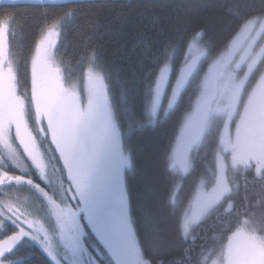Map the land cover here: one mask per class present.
I'll list each match as a JSON object with an SVG mask.
<instances>
[{"label": "snow or ice", "instance_id": "1", "mask_svg": "<svg viewBox=\"0 0 264 264\" xmlns=\"http://www.w3.org/2000/svg\"><path fill=\"white\" fill-rule=\"evenodd\" d=\"M29 28L42 31L34 50L14 42ZM53 75L87 97L71 135L101 175L116 158L115 194L72 186ZM0 77L31 138L5 114L0 189L14 187L0 194V264H264V0H0Z\"/></svg>", "mask_w": 264, "mask_h": 264}, {"label": "rangeland", "instance_id": "2", "mask_svg": "<svg viewBox=\"0 0 264 264\" xmlns=\"http://www.w3.org/2000/svg\"><path fill=\"white\" fill-rule=\"evenodd\" d=\"M4 88L0 89V127L3 126L5 114L10 118H14L17 122L18 128L23 131L25 141L31 146V138L27 133V130L23 128V121L20 117L21 102L13 95L10 87L3 81ZM51 101L49 102L50 109L56 106L55 115L57 117V134L54 135V139L57 143L58 150L60 152L61 161L64 164L67 176L72 181V186L75 187L77 195L82 193L91 194L95 193L98 186L102 182L105 189L110 193L115 194L118 192L119 177L117 176V163L115 157L107 156L103 161V173L101 175L100 165L97 164L95 167L90 169V158L84 153L80 146L78 139L71 135L72 129L76 126L80 119L82 109L87 107V97L82 96L79 90L68 84V88L60 83L59 78L55 75L52 76L49 83ZM18 143V142H17ZM0 150H3V145H0ZM124 151V150H123ZM125 153V152H124ZM34 158L39 159L38 153L33 148ZM30 163V161H28ZM125 166L124 168H126ZM34 168V166H33ZM124 168L120 170V175L123 177ZM49 177L52 179L51 183H47L48 190L51 193L57 192L56 183H60L59 173H54L52 165H49ZM27 173V172H26ZM88 176L87 185L85 184V177ZM27 189H20L17 187L19 192H30L28 186ZM68 187V185H65ZM12 188L0 189V194L12 190ZM207 191L210 192V189ZM37 199H40L37 195ZM75 199V196L73 197ZM67 208V209H66ZM37 212L45 221H49L47 206L41 203L37 207ZM68 206L62 209L63 213H68ZM232 264H249L243 257H230Z\"/></svg>", "mask_w": 264, "mask_h": 264}, {"label": "trees", "instance_id": "3", "mask_svg": "<svg viewBox=\"0 0 264 264\" xmlns=\"http://www.w3.org/2000/svg\"><path fill=\"white\" fill-rule=\"evenodd\" d=\"M41 35H42V31L41 30H37L35 32H32L31 28L28 29V32H27V35L25 33H18L17 36L15 37L14 39V42L15 43H19L20 42V45L27 48H31L32 50H34L35 48V44L39 41V39L41 38ZM61 39H66L67 43L69 44L70 46V49H79L80 47H82V44H83V35H76V34H71L69 33L67 35V37H61ZM119 45L118 43H109L108 44V48H109V54L111 53V51L114 49V48H118ZM127 54V50L125 49L123 52L120 53L121 56L123 55H126ZM3 77H0V89H3L4 88V85H3ZM68 84H71V80L68 81ZM50 91V89H48V92ZM50 93V92H49ZM48 93V94H49ZM48 99H49V102L51 104H53V102L51 101V96L48 95ZM22 106V105H21ZM56 106H54L51 110L52 112L55 114V109ZM123 150L125 152V154H128L129 152V149L127 147V144H124L123 145ZM41 151L43 152L44 150L41 149ZM39 155V154H38ZM45 164H47V158L45 157V160H44ZM48 165H52L53 169H54V173H58L55 171V168H56V162L52 159H48ZM11 171L13 172H16L17 170L16 169H10ZM47 173L49 174V167L46 169ZM133 171L132 168H124V173H123V180H124V188L125 190H127V187H128V176L131 174V172ZM25 175H31L38 183H42L44 184L43 181H40L39 179V176L36 174L35 172V169L33 168H30L28 170L27 173H24ZM236 180H239L240 179V176L239 174L236 175L235 177ZM45 186L48 188V185L45 184ZM14 186H11V185H8V188H12ZM16 189L18 186H15ZM20 189H27V187L25 185H20L19 186ZM28 190L30 191H33L30 186H28ZM38 195V194H36ZM68 206V209H69V212L68 214L70 215L71 214V205H67ZM67 209V208H66ZM134 223H135V218H134ZM33 264H43V258H40L38 261L37 260H34L33 261Z\"/></svg>", "mask_w": 264, "mask_h": 264}]
</instances>
